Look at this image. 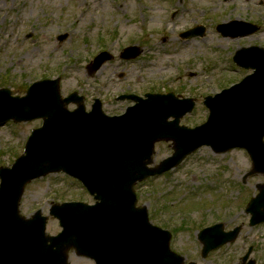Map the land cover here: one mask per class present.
Instances as JSON below:
<instances>
[{"label":"rangeland","instance_id":"obj_1","mask_svg":"<svg viewBox=\"0 0 264 264\" xmlns=\"http://www.w3.org/2000/svg\"><path fill=\"white\" fill-rule=\"evenodd\" d=\"M234 19L260 24L261 29L244 38L222 37L217 25ZM196 23L206 25L204 36H179ZM62 35L66 37L61 41ZM131 44L139 45L141 54L127 62L119 60L120 52ZM249 45L264 47V0H0V87L24 95L38 79L61 77L62 94L79 91L88 107L99 92L112 94L104 106L109 114L122 113L127 107L126 101L116 99L126 84L145 92L156 83L158 90L167 87L193 97L195 111L181 123L201 124L209 115L205 96L253 72L232 61L234 51ZM101 49L110 51L119 63L107 62L91 75L87 65ZM123 71L124 81L116 75ZM105 80L110 86L104 89L100 86ZM41 123L33 120L0 127V167L14 163ZM172 151L170 142L157 144L155 164ZM252 166L245 149L215 154L203 147L177 170L138 186L140 203L149 206L153 223L173 233L172 248L185 255L187 262L238 264L253 247L251 257L264 264V223L251 226V215L244 210L258 193L257 185L264 184V174L245 179ZM63 201L94 199L81 183L56 173L28 185L21 211L26 216L38 209L48 214L54 203ZM220 221L226 230L242 225V232L203 259L198 231ZM61 230L59 221L51 217L48 233ZM70 261L95 264L74 252Z\"/></svg>","mask_w":264,"mask_h":264},{"label":"water","instance_id":"obj_2","mask_svg":"<svg viewBox=\"0 0 264 264\" xmlns=\"http://www.w3.org/2000/svg\"><path fill=\"white\" fill-rule=\"evenodd\" d=\"M254 50L264 55V50ZM243 56L239 54L236 60L256 67L257 72L217 95L218 101L209 98L210 118L195 129L178 127V120L167 123L171 108L163 103L164 97L152 96L123 116L108 117L99 101L87 112L77 93L62 99L59 79L35 82L25 97L1 89L0 124L35 118H43L44 123L33 131L24 155L12 167L0 168V264H69L71 247L78 254L97 258L98 264H183L184 257L170 249L171 233L149 222L146 207L136 208L134 186L178 165L203 144L217 151L245 147L255 164L252 173L264 171V57L247 62ZM102 63L100 57L93 69ZM72 101L79 104L75 111L67 108ZM163 139L175 141V154L149 167L155 143ZM58 171L79 178L99 201L92 206L55 204L51 214L59 218L63 231L48 236L47 217L41 211L24 217L20 202L29 182ZM263 207L262 186L247 208L253 225L264 221ZM218 229L214 226L202 232L204 256L240 232L237 228L222 239Z\"/></svg>","mask_w":264,"mask_h":264}]
</instances>
